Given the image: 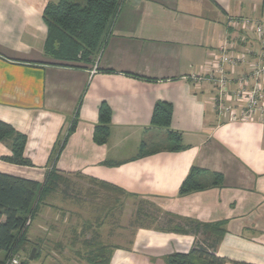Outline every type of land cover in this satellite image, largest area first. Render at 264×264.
I'll return each instance as SVG.
<instances>
[{
  "label": "crops",
  "instance_id": "1",
  "mask_svg": "<svg viewBox=\"0 0 264 264\" xmlns=\"http://www.w3.org/2000/svg\"><path fill=\"white\" fill-rule=\"evenodd\" d=\"M56 1L0 0V120L27 136L24 155L33 164L3 161L12 151L0 142V173L44 183L55 169L70 187L96 182L153 205L162 216L158 226L138 225L127 234L110 215L112 192L89 186L104 193L99 204L92 201L101 210L85 217L87 231L76 229V244L88 254L109 247L110 264H166L170 255L190 253L197 237L174 231L185 220L222 223L216 255L226 264H264V124L220 116L214 88L186 78L209 71L226 42L236 44L235 54L257 50L250 31L228 23L231 17L264 23V0H124L106 46L87 68L46 53L43 13ZM248 71L229 74L237 80ZM158 102L172 105L171 129L184 149L169 151L166 131L151 127ZM103 103L111 110L110 137L98 145ZM193 167L206 172L198 176L206 188L182 196ZM215 173L223 177L220 186L212 185ZM64 194L43 202L48 235L52 208L65 224L78 218L79 206L90 205ZM117 203L123 207V200ZM168 219L175 222L167 225Z\"/></svg>",
  "mask_w": 264,
  "mask_h": 264
},
{
  "label": "trees",
  "instance_id": "2",
  "mask_svg": "<svg viewBox=\"0 0 264 264\" xmlns=\"http://www.w3.org/2000/svg\"><path fill=\"white\" fill-rule=\"evenodd\" d=\"M123 2L124 0H58L50 2L43 13V19L48 29L46 53L56 61L69 66L87 68L94 65L108 42ZM172 114L173 108L170 103H156L151 127L165 130L169 144L167 149L179 151L184 149V146L181 135L171 129ZM110 126L111 110L103 103L99 109V122L94 133L96 144L108 143ZM74 128L75 122L70 128L69 134ZM0 142L12 151L11 156L2 158L3 161L19 166L33 165L24 155L27 136L1 120ZM65 142L66 138L62 142L59 141L58 146H63ZM146 146V143L142 144V152ZM56 152L58 153L59 150ZM56 161L57 158H53L52 164H55ZM202 173L206 172L193 167L180 188V195L186 196L205 189L206 185L198 180V176ZM211 176L213 186L222 185L221 174L215 173ZM60 185L65 186V193H67L70 188L68 181L58 175L55 169L48 174L44 183L0 173V255H2L0 264L19 255L22 247L28 242L27 235L31 226L27 227L28 221L33 223L44 200ZM104 185L100 184L99 186L106 187L111 192L116 191L125 195L124 192L116 190L113 186ZM174 222V220L168 219L166 223L171 225ZM221 226L222 223L202 224L193 220L182 221L174 231L193 234L197 237L196 243L188 254L170 255L166 264H226V259L216 255V248L224 235ZM35 249L40 251L37 246ZM37 254L38 252L35 254V260ZM89 254L92 256L88 259L90 264H98L97 259H101L102 264H110L112 258L111 249L105 246H99L97 250L95 248ZM29 258L27 261L23 260L22 264H28Z\"/></svg>",
  "mask_w": 264,
  "mask_h": 264
},
{
  "label": "rangeland",
  "instance_id": "3",
  "mask_svg": "<svg viewBox=\"0 0 264 264\" xmlns=\"http://www.w3.org/2000/svg\"><path fill=\"white\" fill-rule=\"evenodd\" d=\"M163 142L164 141H158V146L161 147L164 145L165 142ZM62 178L67 180L64 177ZM72 184V187H70L66 194L73 197L76 201L84 199L88 203L90 202V205L79 206L78 218L74 220V223L70 221L65 224L56 221V218H58L61 213L58 212L57 209L52 208L47 215L53 220V222L50 221L52 222L51 226H53V232H50L51 235H48L49 233H47L45 228H47L46 226L50 223H42L41 215L42 211L45 210V203H42L41 211L28 230V242L20 250L19 255L22 261H27L31 250L37 246L40 248V251H36V253L38 252L36 256L37 258L36 260L34 259L33 261H30L28 264H90L88 263V259L92 256L87 253V249L77 247L76 243L79 240V235H77L78 233L76 229L79 228L82 231L88 230L89 224L85 222V217L90 216V214L92 215V212L96 210H101L96 204L100 203L99 201L102 200L101 196H104V193L93 187V192L88 191L90 185L102 189L96 184L93 185L82 181L80 182V180H77ZM63 187V185H60V189H56L52 192L50 198H56L58 195L64 198L65 191L63 190ZM110 198L111 199L109 200H112L110 215L112 213L113 222L115 225L127 226V234H130V232L138 225L148 227L158 226V222L162 220L161 214L156 212V209L150 203H144L136 199L128 198L116 191L112 192ZM121 200H123V207L118 206L117 203V201ZM92 201L96 202V204H92ZM68 209L72 210L71 207H67V210ZM140 211L142 214H139ZM81 217L83 218L82 222ZM75 237L77 238L76 240L74 239ZM83 240L84 239H82V241ZM61 246L66 248L64 252L63 250L61 251ZM97 249L98 247H96V250ZM100 261L101 259H97L98 264H102Z\"/></svg>",
  "mask_w": 264,
  "mask_h": 264
},
{
  "label": "built area",
  "instance_id": "4",
  "mask_svg": "<svg viewBox=\"0 0 264 264\" xmlns=\"http://www.w3.org/2000/svg\"><path fill=\"white\" fill-rule=\"evenodd\" d=\"M229 26H242L252 33L257 50L249 55L232 53L236 44L226 42L219 49L217 62L209 71L193 73L186 77L195 83H206L215 90V110L233 122L259 121L264 124V23L248 18L231 17ZM248 67L246 75L237 80L231 78L229 69ZM233 86H235L233 88ZM31 225L28 221L27 227ZM3 264H22L20 255Z\"/></svg>",
  "mask_w": 264,
  "mask_h": 264
},
{
  "label": "water",
  "instance_id": "5",
  "mask_svg": "<svg viewBox=\"0 0 264 264\" xmlns=\"http://www.w3.org/2000/svg\"><path fill=\"white\" fill-rule=\"evenodd\" d=\"M35 254H36V249L34 248V249L32 250V252H31V255H30L29 261H33V260H34Z\"/></svg>",
  "mask_w": 264,
  "mask_h": 264
}]
</instances>
